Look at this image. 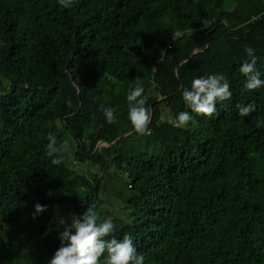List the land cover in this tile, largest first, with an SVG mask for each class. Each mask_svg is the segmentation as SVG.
Segmentation results:
<instances>
[{
  "label": "trees",
  "instance_id": "16d2710c",
  "mask_svg": "<svg viewBox=\"0 0 264 264\" xmlns=\"http://www.w3.org/2000/svg\"><path fill=\"white\" fill-rule=\"evenodd\" d=\"M246 47L264 72V0H0V264H47L63 206L98 213L107 175L121 215H98L145 264H264V87L243 88ZM216 73L232 99L174 126L183 88ZM137 85L150 134L128 120ZM247 103L255 111L241 117ZM50 132L101 173L76 170L65 149L49 157ZM37 203L46 210L33 218Z\"/></svg>",
  "mask_w": 264,
  "mask_h": 264
},
{
  "label": "clouds",
  "instance_id": "9594fccd",
  "mask_svg": "<svg viewBox=\"0 0 264 264\" xmlns=\"http://www.w3.org/2000/svg\"><path fill=\"white\" fill-rule=\"evenodd\" d=\"M58 5L64 9L72 8L76 0H57ZM248 59L243 61L239 72L245 78L244 90L252 92L264 87V72L256 68L257 55L252 47H246ZM228 78L221 73L207 76L194 77L190 87L182 90V100L187 110L181 111L176 116L174 126L186 128L194 119L191 113L211 117L217 112V104L230 101L233 93ZM144 88L137 85L126 96L128 107V120L133 129L140 135L150 134L148 127L151 120V110L146 106L147 101L143 96ZM241 117H248L255 111L252 103L237 104ZM104 118L109 125L118 122L116 109L102 107ZM46 154L54 157L56 153L66 149L68 142L64 141L57 147V136L49 133L47 136ZM54 164L60 163L59 159H53ZM95 206L87 207L80 215H75L71 223L64 225L59 232L60 247L54 252L47 264H145V256L137 251L131 235H125L123 239H117L113 233L116 224L112 217L101 219L94 210ZM45 206L37 203L33 218L45 211ZM106 237H111L106 239Z\"/></svg>",
  "mask_w": 264,
  "mask_h": 264
},
{
  "label": "rangeland",
  "instance_id": "374dc122",
  "mask_svg": "<svg viewBox=\"0 0 264 264\" xmlns=\"http://www.w3.org/2000/svg\"><path fill=\"white\" fill-rule=\"evenodd\" d=\"M163 118L164 119H168L170 121H172L171 117H169V113H168V109L166 106H163ZM106 143L104 142H100L99 143V147L101 146H105ZM64 156H67V163L72 166L73 168H75L76 170H83L84 173L90 178L93 179L95 178V174L97 173H101V169L100 166L98 165H93V164H86L81 162L80 160L74 159V151L72 150V146L67 144L66 149L64 150ZM125 179H127V175H125ZM106 183L110 184V190L107 191L106 188H102L101 192H100V197L104 200V203L102 205H100L98 214L104 215L107 211L114 213L116 215H121V203L120 200L121 198H119L117 195L114 194V192H116L117 190H119L120 184L117 185V181L115 179H111L110 177H106L105 179ZM114 185L115 188H112L111 186ZM75 216L73 213V210L71 209V207L67 204H65L63 206V210H62V216L61 218H63L66 223H71V219L72 217Z\"/></svg>",
  "mask_w": 264,
  "mask_h": 264
}]
</instances>
